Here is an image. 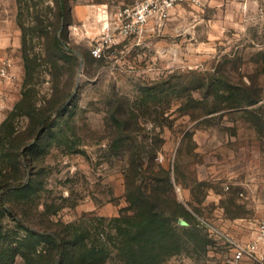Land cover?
<instances>
[{
    "label": "rangeland",
    "instance_id": "obj_1",
    "mask_svg": "<svg viewBox=\"0 0 264 264\" xmlns=\"http://www.w3.org/2000/svg\"><path fill=\"white\" fill-rule=\"evenodd\" d=\"M136 1L0 0V264H226L206 223L249 239L264 218V0H185L120 35L115 11ZM167 178L177 240L132 259L130 196Z\"/></svg>",
    "mask_w": 264,
    "mask_h": 264
},
{
    "label": "trees",
    "instance_id": "obj_2",
    "mask_svg": "<svg viewBox=\"0 0 264 264\" xmlns=\"http://www.w3.org/2000/svg\"><path fill=\"white\" fill-rule=\"evenodd\" d=\"M64 1L65 0H57V3L62 5L64 4ZM59 15L61 16V14ZM50 39L51 46L57 50H64L62 41L56 30L53 31ZM22 50L24 68L27 72L28 70L33 69V63L31 64L33 59L29 55L27 39L25 37L22 38ZM56 105L57 102L51 104L49 111L43 116L38 128L33 132V135L37 136L50 127L52 114L61 111L64 101H60L59 105ZM5 121L6 120L0 124V132ZM167 185L169 187V192L165 195L155 187H152L150 191H146L139 186L137 193L135 194V191L133 193L135 195H133V197L130 196L129 201L133 205L131 220L133 221V228H136L135 231L130 230L127 232L130 239L132 238L136 240L134 241L131 239V241H129L128 252L132 259L137 255H139V258L147 259L153 254H161L167 246H172L175 243V240H177L172 221L176 216H184L187 213V210L176 199L172 184L168 178ZM63 248L64 241L58 236L59 252H61Z\"/></svg>",
    "mask_w": 264,
    "mask_h": 264
},
{
    "label": "built area",
    "instance_id": "obj_3",
    "mask_svg": "<svg viewBox=\"0 0 264 264\" xmlns=\"http://www.w3.org/2000/svg\"><path fill=\"white\" fill-rule=\"evenodd\" d=\"M182 1L185 0H137L133 4L120 7L115 11L114 21L118 33L120 35L141 33L148 25H161L169 17L171 9ZM99 10L100 13H107L106 5H101ZM92 53L99 56L100 45L92 48ZM13 77L11 59L0 47V84L12 81ZM206 226L209 233L229 247L230 257L226 264H264V218L258 220L249 239L234 238L210 223H206ZM213 257V254H209V258L203 264H219Z\"/></svg>",
    "mask_w": 264,
    "mask_h": 264
}]
</instances>
